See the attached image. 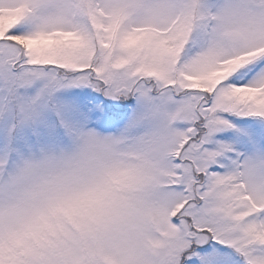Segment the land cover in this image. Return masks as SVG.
<instances>
[{
	"label": "snow or ice",
	"instance_id": "snow-or-ice-1",
	"mask_svg": "<svg viewBox=\"0 0 264 264\" xmlns=\"http://www.w3.org/2000/svg\"><path fill=\"white\" fill-rule=\"evenodd\" d=\"M0 264H264V0H0Z\"/></svg>",
	"mask_w": 264,
	"mask_h": 264
}]
</instances>
